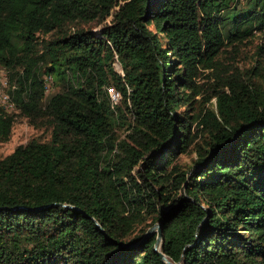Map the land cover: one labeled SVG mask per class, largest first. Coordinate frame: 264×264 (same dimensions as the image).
Listing matches in <instances>:
<instances>
[{
	"label": "trees",
	"instance_id": "trees-1",
	"mask_svg": "<svg viewBox=\"0 0 264 264\" xmlns=\"http://www.w3.org/2000/svg\"><path fill=\"white\" fill-rule=\"evenodd\" d=\"M237 1L0 0V143L47 135L0 158V264H164L154 224L173 264H264V0Z\"/></svg>",
	"mask_w": 264,
	"mask_h": 264
},
{
	"label": "rangeland",
	"instance_id": "rangeland-1",
	"mask_svg": "<svg viewBox=\"0 0 264 264\" xmlns=\"http://www.w3.org/2000/svg\"><path fill=\"white\" fill-rule=\"evenodd\" d=\"M252 0H238L235 4V11H240L241 9H244L245 7H249L251 5ZM226 13L229 12L230 9H226ZM111 17H108L105 19L103 22H101L98 26H96L93 31L97 32L99 31L102 27L107 26L110 23ZM150 29L153 30L152 26H150ZM247 42L244 46L238 47V50L234 53L232 52V56L230 57L233 62L241 69L245 70L248 69L251 66H254V57H253V52H254V45L255 41L252 43ZM229 50V49H228ZM227 56V55H223ZM116 66V70H118ZM7 78V72L4 70H0V77H5ZM46 76H43L45 78ZM199 82V81H198ZM58 91V87L54 84L52 81L48 86L47 89L45 90L46 97L49 95L55 93ZM1 106V104H0ZM8 112H12L9 110H6ZM47 138V135L45 132H42L40 129H34L30 127L25 119L23 118H17L12 126L10 136L8 140L4 143H0V158L8 155L9 153L12 152V150L21 144L26 143L27 141L31 139H40V140H45ZM178 161L182 164H189L190 163V157L189 156H180L178 158Z\"/></svg>",
	"mask_w": 264,
	"mask_h": 264
},
{
	"label": "built area",
	"instance_id": "built-area-1",
	"mask_svg": "<svg viewBox=\"0 0 264 264\" xmlns=\"http://www.w3.org/2000/svg\"><path fill=\"white\" fill-rule=\"evenodd\" d=\"M116 66L117 68H119L118 70H116ZM112 68L117 75H119L120 77L122 76V71L120 69L119 63L116 58L112 63ZM50 83H51V78L49 76L43 78L42 80L43 89L46 90L47 86ZM13 89H14V85L10 86L8 84V80L6 76L0 77V104L1 107H3L5 110L14 111V103L12 102V98L9 94V92H12ZM106 94L109 100L110 108L114 109L121 100L120 92L109 87L106 88Z\"/></svg>",
	"mask_w": 264,
	"mask_h": 264
},
{
	"label": "water",
	"instance_id": "water-1",
	"mask_svg": "<svg viewBox=\"0 0 264 264\" xmlns=\"http://www.w3.org/2000/svg\"><path fill=\"white\" fill-rule=\"evenodd\" d=\"M155 233V241H154V244H153V251L158 253L161 261L164 263V264H173L171 262H169L162 254H160L158 252L159 250V247H160V242H161V233H160V229H159V224H154L152 227H150L147 232H146V235H151ZM175 264H179V262L175 263Z\"/></svg>",
	"mask_w": 264,
	"mask_h": 264
}]
</instances>
